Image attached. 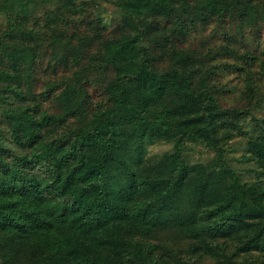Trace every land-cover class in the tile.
Returning a JSON list of instances; mask_svg holds the SVG:
<instances>
[{"label":"trees","instance_id":"1","mask_svg":"<svg viewBox=\"0 0 264 264\" xmlns=\"http://www.w3.org/2000/svg\"><path fill=\"white\" fill-rule=\"evenodd\" d=\"M111 1L109 28L0 0V264H264V0ZM246 118L252 181L225 157ZM149 138L174 150L142 167Z\"/></svg>","mask_w":264,"mask_h":264},{"label":"rangeland","instance_id":"2","mask_svg":"<svg viewBox=\"0 0 264 264\" xmlns=\"http://www.w3.org/2000/svg\"><path fill=\"white\" fill-rule=\"evenodd\" d=\"M29 11L26 12L25 20L27 23L33 22L34 18L39 19L43 23V16L50 13L56 7V0H29ZM54 1V2H53ZM87 7L89 16H98L102 23L107 27H112L116 18H120V13L116 10L111 0H90ZM49 11V12H48ZM80 21V20H79ZM85 23V22H84ZM7 26V19L4 14L0 16V27ZM37 28L40 26L35 24ZM85 26V25H84ZM262 40L264 41V23L262 24ZM263 44V43H262ZM92 93L96 97V101L104 97L102 90L98 86H90ZM238 91L236 90L233 101L238 100ZM45 106L54 110L55 104L52 101L45 103ZM262 129L257 123L252 122L250 118H246L242 124L237 127L231 139L225 145V157L230 163L231 168L242 178L243 181H252L260 175L259 163L248 157L250 153V139L261 134ZM183 150V156L187 163H207L216 157L215 151L211 149L205 142L186 141ZM174 150L173 142L167 139L149 138L145 141L144 149L139 155L128 157L130 161L144 167L159 163L167 154ZM175 264V263H174ZM206 264V263H203Z\"/></svg>","mask_w":264,"mask_h":264}]
</instances>
